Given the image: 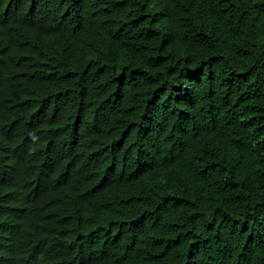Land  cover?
<instances>
[{
  "label": "trees",
  "instance_id": "trees-1",
  "mask_svg": "<svg viewBox=\"0 0 264 264\" xmlns=\"http://www.w3.org/2000/svg\"><path fill=\"white\" fill-rule=\"evenodd\" d=\"M37 262L264 264V0H0V264Z\"/></svg>",
  "mask_w": 264,
  "mask_h": 264
},
{
  "label": "bare ground",
  "instance_id": "bare-ground-1",
  "mask_svg": "<svg viewBox=\"0 0 264 264\" xmlns=\"http://www.w3.org/2000/svg\"><path fill=\"white\" fill-rule=\"evenodd\" d=\"M29 33H30V32H29ZM36 33H37V32H36ZM31 34H32V33H31ZM33 35H34V34H33ZM30 36H31V35H30ZM35 36H36V35H35ZM38 39H39V38H38ZM38 39H37V40H38ZM32 43H33V42H32ZM44 43H45V42H44ZM30 44H31V43H30ZM38 44H39V42H38ZM39 45H40V44H39ZM41 47H42V46H41ZM35 48H36V47H35ZM38 49H39V48H38ZM41 49H42V48H41ZM41 49H40V50H41ZM8 173H9V172H8ZM10 174H12V173H10ZM10 174H9V175H10ZM14 175H15V173H14ZM5 176H6V175H5ZM14 177H15V176H14ZM14 179H15V178H14ZM45 181H46V180H45ZM4 186H5V185H4ZM30 194H31V193H30ZM45 195H46V194H45ZM30 197H31V196H30ZM30 201H32V200H30ZM43 250H44V249H43ZM39 251H40V250H39ZM41 252H42V251H41ZM43 252H44V251H43ZM43 252H42V253H43ZM37 253H38V252H37ZM35 254H36V253H35ZM45 254H46V253H45ZM17 256H18V255H17ZM37 257H38V254H37ZM39 257H41V255H40ZM43 257H44V256H43ZM41 258H42V257H41ZM16 259H18V258H16ZM42 260H43V259H42ZM15 261H16V260H15ZM39 262H40V260H39ZM39 262H37V264H38ZM40 263H41V262H40ZM4 264H5V263H4ZM8 264H9V263H8ZM30 264H31V263H30Z\"/></svg>",
  "mask_w": 264,
  "mask_h": 264
}]
</instances>
